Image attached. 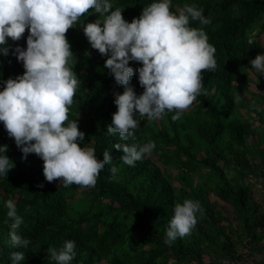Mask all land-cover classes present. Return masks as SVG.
I'll use <instances>...</instances> for the list:
<instances>
[{
	"label": "trees",
	"instance_id": "1",
	"mask_svg": "<svg viewBox=\"0 0 264 264\" xmlns=\"http://www.w3.org/2000/svg\"><path fill=\"white\" fill-rule=\"evenodd\" d=\"M154 2L159 0H110L129 23ZM185 5L202 9L210 20L207 25L190 20L189 26L206 32L217 68L202 73L206 94L180 119L166 113L148 121L137 114L135 140L107 131L117 111L115 94L124 87L105 67L108 57L92 49L83 32L84 25L102 17L90 11L68 30L70 67L81 82L69 121L76 120L85 134L81 147H93L100 160L104 151L112 157L94 187L47 182L42 159L35 154L23 159L0 122V146H8L4 155L14 165L0 177V264H13L14 251L25 253L20 264H56L48 248L59 250L69 240L75 242L71 264H214L239 249L261 254L258 264H264V74L250 64L264 55V0H171L170 10L178 14ZM28 35L26 30L19 41L9 39L8 55L0 54V91L4 81L23 75L14 49L26 50ZM130 84L138 96L143 93L138 72ZM149 141L155 149L134 166L124 164L122 150L114 148ZM9 199L23 219L16 231L30 241L27 248L11 243ZM186 199L199 201L204 214L197 213L190 235L166 245L175 204Z\"/></svg>",
	"mask_w": 264,
	"mask_h": 264
},
{
	"label": "clouds",
	"instance_id": "2",
	"mask_svg": "<svg viewBox=\"0 0 264 264\" xmlns=\"http://www.w3.org/2000/svg\"><path fill=\"white\" fill-rule=\"evenodd\" d=\"M171 0H159L143 8L139 18L130 23L120 8L113 9L110 0H0V54L8 55V40L19 41L26 30V50L14 49L23 63V75L4 81L0 91V122L10 138L23 153V159L35 154L43 161V175L47 182L59 180L64 187L78 185L94 187L105 165L111 164L108 151L103 159L96 156L93 147H81L85 134L76 120L69 121V111L80 80L70 67L73 59L66 34L90 11L99 14L95 22L83 26L91 48L107 56L105 67L115 82L124 87L116 93L117 111L112 115L107 131L119 134L121 140H135L134 130L139 119H161L166 113H175L172 120L181 118L201 94H206L202 73L215 71L216 49L208 42L203 28L190 27L191 21L207 25L210 20L203 10L185 5L178 14L171 10ZM85 55H89L87 52ZM142 64L134 69L129 62ZM251 67L264 74V55L250 61ZM138 72L139 84L144 89L139 96L130 84ZM241 96L234 100L239 103ZM260 108L257 107V111ZM155 142L143 145L116 143L122 150L120 157L128 166L150 155ZM7 145L0 146V177L7 176L14 166L4 155ZM118 169L111 168L114 179ZM43 187V185H40ZM7 216L13 220L10 239L17 248H27L30 241L16 231L23 223L13 200L6 201ZM197 213L204 210L199 201L186 199L176 203L164 243L171 245L178 237L191 234L197 224ZM75 242L65 241L57 250L48 248V256L56 264H71L75 256ZM25 253H11L13 264H20Z\"/></svg>",
	"mask_w": 264,
	"mask_h": 264
},
{
	"label": "built area",
	"instance_id": "3",
	"mask_svg": "<svg viewBox=\"0 0 264 264\" xmlns=\"http://www.w3.org/2000/svg\"><path fill=\"white\" fill-rule=\"evenodd\" d=\"M260 260L259 254L251 253L250 250L239 249L233 255L221 258L214 264H258Z\"/></svg>",
	"mask_w": 264,
	"mask_h": 264
},
{
	"label": "rangeland",
	"instance_id": "4",
	"mask_svg": "<svg viewBox=\"0 0 264 264\" xmlns=\"http://www.w3.org/2000/svg\"><path fill=\"white\" fill-rule=\"evenodd\" d=\"M157 154H161V152L158 151ZM156 157H157V158H156ZM154 158H155V160L158 162V160H157V159H158V156H155ZM230 174H231V173H229V174L227 173V176L230 177V176H231ZM257 187H258V186H257ZM260 256H261V260H262V255L260 254Z\"/></svg>",
	"mask_w": 264,
	"mask_h": 264
}]
</instances>
